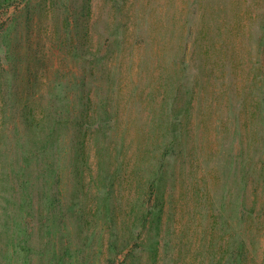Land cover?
<instances>
[{
	"label": "rangeland",
	"instance_id": "obj_1",
	"mask_svg": "<svg viewBox=\"0 0 264 264\" xmlns=\"http://www.w3.org/2000/svg\"><path fill=\"white\" fill-rule=\"evenodd\" d=\"M217 2L0 0V264H110L109 245L122 241L138 264H264V104L250 65L257 36L243 35L235 11L227 21ZM206 44L210 56L199 49ZM185 80L194 86L186 112L187 86L178 84ZM165 81L169 100L177 94L181 125L170 123L165 93L156 91ZM81 85L92 108L100 106L95 114L113 118L131 143L109 203L100 170L106 129L89 140L98 181L86 177L83 189L72 152L62 149L66 165L55 168L43 157L44 134L74 135L50 125L57 105L60 112L79 106ZM142 127L169 145L160 153L171 152L158 168L166 187L159 224L133 219L144 189L139 172L149 173L146 162L131 159ZM115 206L117 224L107 209ZM127 248L113 253L112 264Z\"/></svg>",
	"mask_w": 264,
	"mask_h": 264
},
{
	"label": "trees",
	"instance_id": "obj_2",
	"mask_svg": "<svg viewBox=\"0 0 264 264\" xmlns=\"http://www.w3.org/2000/svg\"><path fill=\"white\" fill-rule=\"evenodd\" d=\"M216 4H212V7L220 8V5H225V7L222 6V8L226 9L222 13V8L215 13H212L210 16L211 19L213 18H219L218 15H223L227 21H229L234 14H231L230 12L235 11V18L236 23L239 24L240 29H242L243 35L247 36H257L255 38V56L252 60V63H250L252 71H253V77H251V84L257 85L258 82L260 83L259 88L261 89L262 93V101L264 104V0H218ZM245 1V2H244ZM244 6V18L246 19L245 23H248L250 26L247 29L245 27V24L241 25V22L239 20L241 19V11L242 5ZM230 8H233L230 10ZM214 11V8H213ZM236 11H239L240 13H236ZM214 45V43H213ZM213 45L209 44V47H206L207 44L204 46H199V49L202 50V54L205 56H210L211 53H208L206 51H211ZM186 45L184 48V56ZM225 52H230L229 50H226ZM232 52V51H231ZM201 54V52H200ZM214 55V54H213ZM232 55V54H229ZM91 56H95L94 53H91ZM197 56V55H195ZM95 60H99V58H96ZM100 63V61L98 62ZM190 67L189 63L183 64V71L181 73V80L185 78V75H187V70ZM177 81V80H176ZM168 82V81H167ZM181 84V86L185 85L187 86L185 90L181 92V99L186 98L185 104V112L188 111L189 105L191 104V100L194 93V86L192 85V82H188L185 80V82L178 83ZM191 84V85H190ZM190 85V86H189ZM166 81L160 82L158 85H156V91L159 95H162L165 93V97L162 99V104L165 103L168 105V111L170 113V123L173 125L180 124V112L179 106H178V100L176 99L177 94L173 96L171 100H169V96L166 93ZM181 86H177L176 90H179ZM176 90L174 92H176ZM90 90L88 91L86 88H84V85H81V88L78 89L77 92V102L79 106H75L73 104L72 106H68L64 112L61 109V112L59 111V108H64V105H57V113L55 120L51 123L50 128L53 131L54 127L58 124L59 128H67L73 129L75 131L74 135L72 136H65L68 134L67 131H64V135L62 134L63 138H59L61 130L58 132V135L55 137L49 136L50 134L47 132L44 134L43 139H41L42 143V150H43V157L44 160H46L47 164L49 166H61L66 165V157L68 158V153L61 155L60 151L64 149L66 152L70 151L74 154V159L71 164L72 171L75 174V179H77L78 182L82 184V188L85 187V178L88 177L89 182L88 184L97 182L98 177L94 176L93 169L90 168V155H88V148H91V146H96L94 141H89L93 135V131H99V128L104 131V135L108 137L107 141V147L109 148L107 152L104 154L105 159L107 160L106 164H102L100 167L101 170V177L107 179L108 185L104 187L103 193L105 194L106 198L105 200L109 203L110 197L109 194H113V186L116 181V179L119 176L120 173V167L123 165L124 160L126 159L128 153L123 151V148L126 147V149H129L131 143L126 144V132H122L118 134L117 129L118 126H116V122H114L113 118H102L99 114H95V112L100 108V106H97L96 109L92 108L91 106V97H90ZM170 94V93H169ZM168 98V99H167ZM178 98V97H177ZM167 99V100H166ZM179 100V101H180ZM175 107H178L175 108ZM174 113H173V112ZM178 116V118H176ZM47 117V115H46ZM28 120V118H27ZM31 122V121H30ZM161 123L165 126V130L161 131V136L166 131V126L169 124L167 120L161 121ZM151 124V123H150ZM181 125V124H180ZM178 129V131H177ZM124 130L125 127H124ZM141 138L136 140V148L134 152L132 153L133 156H131V159L136 158L141 162H146L145 166H141L142 168H147L149 171L148 174H146V171L139 172V179L140 183L139 185H143L144 189L141 191L140 197H139V203L137 209L134 210L133 219L142 225L151 223V224H159L161 221V216L165 212V184L164 179L162 177V171L159 172L158 168L164 164L166 156H171L170 151H163L160 153V149L168 150L167 144H162L161 146L159 142H157V139L153 135V130L149 129V131H144L143 127L142 130L139 129ZM179 127L176 126L175 133L176 136H179L181 132H179ZM68 137V138H67ZM181 137V135H180ZM67 139V140H66ZM67 141V142H66ZM89 141V142H88ZM162 147V148H161ZM262 147L264 148V145L262 144ZM263 151V150H262ZM69 152V153H70ZM169 153V154H168ZM264 153V151H263ZM67 155V156H66ZM157 164V165H156ZM98 165V164H97ZM156 165V168L154 170V166ZM151 171V172H150ZM148 177V178H146ZM84 193V190H83ZM106 208V205L104 204V209ZM116 206L112 209L107 207L109 214L111 213V221L113 220L114 224H117V220L119 217H117ZM115 210V211H114ZM110 219V218H109ZM125 220L121 218V225L120 227L122 229H125L127 225H125ZM120 229V228H119ZM117 236V235H116ZM118 241V240H117ZM125 241H122L120 244L113 243L110 244L108 247V252L111 253V256L108 258L110 261V264H112L113 256L116 254L113 253H120L123 250L127 248V244ZM158 243V240H155L154 242H150L147 247L148 251L150 253H147V261L149 258L156 254V244ZM127 253L125 254L124 260L119 264H138L134 262V253L133 248L129 247L127 248ZM149 256V257H148ZM141 264H148L147 262L141 263Z\"/></svg>",
	"mask_w": 264,
	"mask_h": 264
}]
</instances>
